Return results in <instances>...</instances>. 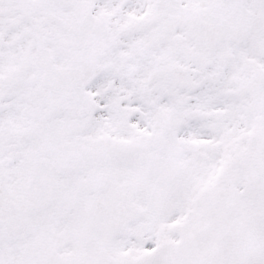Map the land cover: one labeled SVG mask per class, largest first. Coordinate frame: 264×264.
Returning <instances> with one entry per match:
<instances>
[{
	"label": "snow or ice",
	"instance_id": "snow-or-ice-1",
	"mask_svg": "<svg viewBox=\"0 0 264 264\" xmlns=\"http://www.w3.org/2000/svg\"><path fill=\"white\" fill-rule=\"evenodd\" d=\"M0 264H264V0H0Z\"/></svg>",
	"mask_w": 264,
	"mask_h": 264
}]
</instances>
